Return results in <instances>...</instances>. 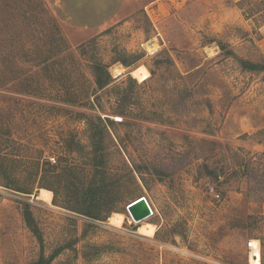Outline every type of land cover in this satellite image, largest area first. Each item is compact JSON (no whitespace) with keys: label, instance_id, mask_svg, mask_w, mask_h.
I'll return each mask as SVG.
<instances>
[{"label":"rangeland","instance_id":"rangeland-1","mask_svg":"<svg viewBox=\"0 0 264 264\" xmlns=\"http://www.w3.org/2000/svg\"><path fill=\"white\" fill-rule=\"evenodd\" d=\"M130 55L129 66L116 61ZM93 60L113 78L104 112L119 98L126 114L110 116L121 157L142 168L105 220L54 203L50 188L40 197L31 164L85 160L63 139L72 132L87 150L76 113H95L53 100L90 88ZM0 73L14 79L0 88V134L14 145L10 184L0 182V264H251L250 239L264 264V0H0ZM25 76L40 91H14ZM120 162L115 152L123 172ZM29 181L31 193L11 185ZM138 196L152 214L135 222L126 204ZM145 223L153 234L138 230Z\"/></svg>","mask_w":264,"mask_h":264},{"label":"trees","instance_id":"trees-1","mask_svg":"<svg viewBox=\"0 0 264 264\" xmlns=\"http://www.w3.org/2000/svg\"><path fill=\"white\" fill-rule=\"evenodd\" d=\"M54 28V34L58 35L60 39H63L58 25H55ZM63 50L64 48H62L60 52ZM81 53L83 54L84 52ZM129 57L130 58L121 56L117 58L116 61H119L124 66H129L138 59L136 55H130ZM11 63L12 62H9V69L13 68ZM36 66H41L47 70L46 68H48L50 64L39 62ZM89 71L91 74L90 88L84 90L65 89L61 94L54 96L53 100L64 105L79 106L95 113H76V116L79 119H83L86 124L85 129L88 138L87 150H85L82 142L77 139L72 132L69 137L63 139L65 150L68 153L83 156L85 160L81 164L72 162L67 163L64 162L67 161L64 160V156H61L60 158L58 157V163H51L46 156L38 155L32 159L31 164L32 167L34 166L35 168V176L33 178L37 183V187L52 189L54 203L92 219L105 220L112 212L119 211L118 205H120L124 201L125 196L137 186L139 183L138 177L142 175V168L136 162L128 164V162L121 157V152L124 148V146L121 145L122 139L120 136H116L119 142L118 146L111 132L115 121L110 118V116L121 117L122 120L118 121V123H122L123 118L126 116L123 105L120 104V99L117 98V100H115L114 109L109 108L110 113L104 112L105 107L100 101L102 96L100 92L107 89L113 82L108 65L102 61L93 60L89 64ZM30 77L31 76H25L23 79V82H27L24 84V86L26 85L25 88L14 91L22 94L40 91L30 83ZM12 80L14 79L0 76V88L4 87L8 81ZM102 113L106 115L103 116ZM2 132L5 131H1L0 126V133ZM7 134L9 135V133ZM7 139L9 138L0 134V170L3 174V178L0 179V182L5 185L10 184L9 181L11 178L8 175L12 168L8 158L9 152L7 151L9 148L12 150L14 146L13 144L9 145V140ZM10 142L13 143V139L12 141L10 140ZM115 152L120 156V163L125 167V169L123 168L122 170L123 172H119L118 169L114 170L110 164L111 156ZM60 162L62 163L60 164ZM123 179L126 183L125 186L123 185ZM11 185L14 189H23L25 193H31V191H33L31 181L26 184L22 183V185H24L22 187L14 183ZM24 215L30 228L33 231H37V228L33 225L31 213L26 210ZM48 263L49 259L37 262V264Z\"/></svg>","mask_w":264,"mask_h":264},{"label":"bare ground","instance_id":"bare-ground-1","mask_svg":"<svg viewBox=\"0 0 264 264\" xmlns=\"http://www.w3.org/2000/svg\"><path fill=\"white\" fill-rule=\"evenodd\" d=\"M119 72V71H118ZM40 197H42L45 200H50L51 199V191L45 188L40 189ZM110 222L113 224H120L122 220V214L119 213H114L110 217ZM139 231L146 233V234H153V225L152 223H145L139 226ZM250 259H251V264H259L260 262V253L258 251V248H255L251 250L250 253Z\"/></svg>","mask_w":264,"mask_h":264},{"label":"water","instance_id":"water-1","mask_svg":"<svg viewBox=\"0 0 264 264\" xmlns=\"http://www.w3.org/2000/svg\"><path fill=\"white\" fill-rule=\"evenodd\" d=\"M126 211L135 222H139L151 215V208L145 196H138L127 203Z\"/></svg>","mask_w":264,"mask_h":264},{"label":"built area","instance_id":"built-area-1","mask_svg":"<svg viewBox=\"0 0 264 264\" xmlns=\"http://www.w3.org/2000/svg\"><path fill=\"white\" fill-rule=\"evenodd\" d=\"M149 206H150V204H149ZM150 208H151V206H150ZM151 214H152V209H151ZM247 247H248L250 253H251V250H253L255 248H258V251L260 253V243L256 239H250V240H248L247 241ZM259 264H260V262H259Z\"/></svg>","mask_w":264,"mask_h":264},{"label":"crops","instance_id":"crops-1","mask_svg":"<svg viewBox=\"0 0 264 264\" xmlns=\"http://www.w3.org/2000/svg\"><path fill=\"white\" fill-rule=\"evenodd\" d=\"M159 0H134L135 3H140L143 7H147L151 4L158 2Z\"/></svg>","mask_w":264,"mask_h":264}]
</instances>
